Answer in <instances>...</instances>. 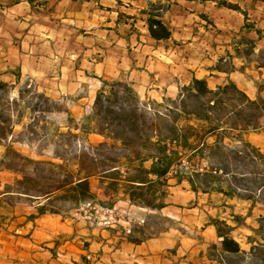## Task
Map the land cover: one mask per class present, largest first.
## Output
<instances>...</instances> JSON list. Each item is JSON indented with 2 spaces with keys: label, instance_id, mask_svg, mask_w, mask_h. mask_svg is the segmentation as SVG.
I'll return each instance as SVG.
<instances>
[{
  "label": "rangeland",
  "instance_id": "rangeland-1",
  "mask_svg": "<svg viewBox=\"0 0 264 264\" xmlns=\"http://www.w3.org/2000/svg\"><path fill=\"white\" fill-rule=\"evenodd\" d=\"M69 1L37 0L41 15H35L30 6L19 4L20 0H0V83L15 86L8 91L10 105L17 101V92L23 88L37 89L53 102L50 114L45 116L41 112L46 106L34 103L24 113L20 125H16L17 107H7L15 129L13 136L6 140L0 137V201L7 206L0 207V215L12 214L13 199L17 200L14 210L24 214L36 212L40 202L50 199L42 209L46 216L38 225L41 232L34 235L33 240L42 247L55 250V260L69 264H75L74 253L69 248L80 241L74 238L77 233H87L90 228L102 233L114 226H127V216L130 225L144 226L141 222L148 219L155 236L145 240L148 255L144 258L165 254L181 241L174 263L181 264L180 258L191 246L187 238L204 226L205 214L219 216L222 220L228 218L224 213L208 208L217 204L218 199L213 197L209 202L204 196H195L184 183L170 193L176 204L157 215L138 206L130 208L124 199L114 202L104 191L102 181L94 185V198L98 201L91 195L82 194L85 204L75 210L77 194L81 191L71 185L90 175H101L116 158L122 161L128 154V151H119L120 146L110 139L85 134L84 129L89 124L86 119L95 113L98 99L114 109L136 107L148 116V120L158 113L166 114L160 105L165 100L169 105L176 100L178 85L187 86L195 73L207 78L206 68L218 61L225 45L246 19L256 27L264 28V0L244 5L246 18L240 13L220 12L212 6L197 9V6L187 5L189 10L186 12L194 14L192 20L196 21L180 31L174 30L177 41L161 44L148 37L139 15L146 3L155 0H142L131 9L117 10L115 4L107 0L81 5L70 2L65 13ZM117 11L135 20L120 18ZM201 16L208 19L205 21ZM169 20L167 23L170 24ZM114 24L115 27L110 28ZM257 48L248 70L253 77L249 83L262 88L264 70L258 72V66L264 64V59ZM22 55L25 64L19 66L17 62ZM74 67L78 72H74ZM62 72L67 79L57 80V74L62 75ZM84 72L87 76L82 74ZM87 77L89 82L83 83ZM116 82L121 85H115ZM215 82L211 80L209 85L214 87ZM110 87L115 88L116 98L111 96ZM157 91H162L165 96L160 103L152 99ZM103 121V118H97L92 125L98 126ZM183 164L188 165V161L185 159ZM258 168L254 172L258 173L260 181H264L263 167ZM88 188L93 189L92 186ZM89 203L111 209L117 217L116 223L86 219L91 215ZM235 212L246 214L245 206L239 204ZM255 214L264 215L261 211ZM248 224L253 225L251 221ZM204 232L208 242H216L213 229ZM247 234L241 229L234 234L246 249ZM145 261L146 264H158L154 260Z\"/></svg>",
  "mask_w": 264,
  "mask_h": 264
},
{
  "label": "trees",
  "instance_id": "trees-1",
  "mask_svg": "<svg viewBox=\"0 0 264 264\" xmlns=\"http://www.w3.org/2000/svg\"><path fill=\"white\" fill-rule=\"evenodd\" d=\"M94 1L71 0L72 4L80 5ZM110 1L115 4L117 10L123 7L131 9L142 0ZM185 1L189 6H212L216 9L240 11L238 5H233L227 0ZM22 3L30 6L33 14L41 15L37 0H20L19 4ZM97 5L105 9L101 4ZM175 7L178 5L171 0H155L146 3V7L139 12L148 37L156 44L173 41L172 29L167 19L171 17ZM118 15L120 18L135 20L129 15H125L126 17L120 13ZM201 17H204L205 21L208 19L205 16ZM118 22L120 23V19ZM262 35L264 31L246 19L243 27L225 45L228 59H221L214 70L230 75L233 69L231 61L234 57L252 59L256 55L258 50L256 44ZM115 85L121 84L116 82ZM14 88L15 86L0 83V137L4 140L13 136L15 129L7 107L11 105L17 107L16 125H20L24 113L31 109L34 103L46 106V110L41 112L44 116L50 114L53 106V102L45 94L33 88L21 89L17 92V101L10 105L8 91L11 92ZM178 89L179 95L176 100L171 101L170 105L165 100L160 105L166 114L158 113V116L149 120L148 116L136 107L114 109L112 106L104 105L101 99L97 100L95 113L86 119L89 124L85 127L84 133L98 134L114 141L120 146L119 151H128L122 161L121 158H116L101 175L114 180L109 188L112 191H119L118 170H128V184L122 183L121 190L131 204L140 208L162 211L168 207L167 189L162 187L152 189L148 183L157 181L159 186H165L167 181L165 182L164 178L172 172L177 187L186 183L196 196L203 194L207 195L209 200H212L213 196L218 199L217 204H211L209 207L224 213L228 218L222 220L219 216L205 214L204 226L187 238L192 242L191 248L184 252L179 263L264 264V215L255 214L256 211L264 213V181H260V176L254 172L259 170V166L264 170V154L246 139L248 134L264 132V96L249 98L230 76L226 77L221 86L212 90L206 80L192 75L189 84L178 85ZM110 91L113 92L111 96L116 98L115 88L110 87ZM97 118H103L105 121L98 126L92 125ZM210 137H216L215 143H208L207 138ZM226 140L233 143L231 148L225 146ZM212 155L216 157V170H202V162L211 160ZM185 159L188 165L183 164ZM173 167L175 170H172ZM76 186L77 190L81 189V193L85 192L82 186L78 184ZM239 204L245 206L246 214L235 212ZM0 207L7 206L0 201ZM248 221L253 225H249ZM9 223L11 215L1 214L0 233ZM208 228L215 230L216 242H208L204 237L203 233ZM128 229L131 233L128 241L134 245H141L143 243L141 237L147 238V232L154 233L149 225L128 224ZM239 229L248 233L245 236L247 249L234 236ZM133 234L137 238L134 239ZM181 246L182 242L179 241L173 250H169V254L166 252L173 263H176Z\"/></svg>",
  "mask_w": 264,
  "mask_h": 264
},
{
  "label": "crops",
  "instance_id": "crops-1",
  "mask_svg": "<svg viewBox=\"0 0 264 264\" xmlns=\"http://www.w3.org/2000/svg\"><path fill=\"white\" fill-rule=\"evenodd\" d=\"M110 1V0H107ZM173 3H176L178 7H175L171 17H170V25L172 27L173 31V40L177 41V38L175 37L174 30L180 31L182 30L181 28H185V25H191L193 24L196 20H192L195 18L194 14H190L186 12L187 8V3L185 0H171ZM229 3L234 4V5H239L240 11H231L227 9H216L221 11H230L233 13H240L242 16L245 15L247 12L244 10L243 6L253 2L254 0H227ZM70 2H67V6L65 8V13L68 11V8L70 7ZM88 4V3H85ZM189 6V5H188ZM204 8L203 6H197V9ZM28 11L29 8L26 7ZM189 10V9H188ZM79 16V13H77ZM72 17V15H71ZM197 19V18H196ZM244 24L240 27V29L243 27ZM115 24L113 27L114 28ZM261 30L264 31V28H260ZM145 33V32H144ZM258 40V39H257ZM257 47H259V51L263 53L264 50V35H262L261 40L256 44ZM224 52H222V56L218 58V61L215 62V64H210L206 68L207 71V78L203 76H199L198 73H195V76L199 79H204L206 80L207 84L209 85L210 81H216L214 84V87H210V89L215 90L217 87L221 86L224 82L227 76H230V78L233 79V81L238 85L240 89L245 91L246 95L251 98L255 99L259 96H263L264 92L261 88V86L253 87L251 83H249V79L253 78L251 74H248L249 68L252 66V59L246 58V57H234L231 61L233 69L230 73V75L215 71V67L217 66L218 62L221 59H225L226 57V47H224ZM257 53V52H256ZM30 60L33 59V57L29 58ZM28 59V60H29ZM228 59V58H227ZM254 59V58H253ZM208 61V60H207ZM225 61V60H224ZM19 66L25 64V59H23V55L19 58L17 62ZM75 71L76 68L74 67ZM63 70V69H62ZM264 70V64L258 66V72H261ZM38 73V72H37ZM84 76H87L84 73ZM254 74V73H253ZM60 79H67L64 77V74L62 72V75L60 73L57 74V80ZM92 79V78H91ZM75 80V79H74ZM90 80L89 77L86 78V80L83 83H88ZM96 81V80H94ZM174 89V88H173ZM174 91V90H173ZM177 95H179V89L175 91ZM162 94L161 96H159ZM151 95V94H150ZM165 98L164 94L162 91H157L155 92V97H152L157 103H160L162 99ZM154 102V104H156ZM208 143H215L216 137H210L207 138ZM247 141L254 147H256L262 154H264V132L262 133H252L248 134L246 136ZM225 146L227 148H231L233 146V143L230 141L226 140L225 141ZM211 160H205L202 162V170H216L215 167L217 165V162L215 160L216 157H211ZM172 170H175L173 167ZM117 170H109V172H115ZM120 174L118 175V182L120 184V189L119 191H112L109 186L114 183V180L102 177V175H97L94 177H89L86 179H82L79 182L71 185L72 187H77L76 185H80L85 189V192L81 194H77L78 197L76 198L75 201V210H80L83 204H85V199H82L81 195L82 194H88L93 197L94 200L98 201L94 196L96 195L95 191V186L98 183H101L104 181V186H105V192L106 194L109 195L110 199H113L114 202H116L119 198L124 199L126 203H129L130 208H133L135 205L131 204L127 197L122 193V183L123 184H128L127 183V172L128 170H118ZM173 172L170 173L165 179V182L167 181V185H162L159 186L155 182L148 183V186L150 188H160L162 187L163 189H167V198H166V203L168 207L162 211H158L156 209H151V208H143L141 207L142 210L144 211H149L150 213H155L157 215H160V213L164 212L167 210L171 205H175V198L173 196H170V193L173 194L174 189L176 188V184L172 178ZM163 179V180H164ZM93 189L89 190L88 187H91ZM81 190V189H80ZM194 194V193H193ZM195 195V194H194ZM158 196V194L156 195ZM196 196V195H195ZM198 196H204L209 200V197L207 195L199 194ZM171 197V201H168V199ZM214 197V196H213ZM50 199L40 202L36 208L38 209L36 212L34 211L33 213L29 214H24V213H17L14 208L16 206V199H13V202L11 203V208L13 209L12 214H11V227L7 228H2L1 233H0V264H69L67 262L65 263H60L58 260H55L53 255L56 254L55 250H51L50 248L42 247L38 245L33 239L34 235L38 234L41 232V229L38 227L39 222L41 219H43L46 215L44 212L43 207L49 201ZM173 200V201H172ZM126 205V204H125ZM211 206V205H209ZM208 206L209 209L218 211L217 209H212ZM212 215V214H210ZM33 216V218H31ZM213 216V215H212ZM216 217V216H215ZM125 222H128L129 224V216H127ZM131 223V222H130ZM143 225H149V220L146 219L145 222H141ZM170 225V224H169ZM133 226H139L136 223H133ZM208 229H213V228H208ZM207 230V229H206ZM214 230V229H213ZM215 231V230H214ZM204 237L205 232L203 233ZM133 238H137L135 234H133ZM147 238L141 237V242H143L141 245H134L129 243V237H131L130 230L128 229L127 226H122V227H117L114 226L112 228H108L106 231H103L102 233H97L95 232L94 229H88L87 233H77L74 238H79V242L76 246H72L69 248L70 251H72L74 254L72 255L73 261L75 264H146L147 261L145 260H154L158 264H169L170 262L174 264L172 261L169 259V250H167L168 254H157V256H151L150 258H144L148 254V250L145 247V240L149 238H153L155 236L154 233H148L147 232ZM145 238V239H144ZM189 240V239H188ZM190 241V240H189ZM192 244V242L190 241ZM191 248V246H190ZM145 251V252H144Z\"/></svg>",
  "mask_w": 264,
  "mask_h": 264
},
{
  "label": "built area",
  "instance_id": "built-area-1",
  "mask_svg": "<svg viewBox=\"0 0 264 264\" xmlns=\"http://www.w3.org/2000/svg\"><path fill=\"white\" fill-rule=\"evenodd\" d=\"M87 206L91 210V215L86 216V219H93L96 222L104 221L106 224L116 223L117 217L112 213L111 209H105L92 203Z\"/></svg>",
  "mask_w": 264,
  "mask_h": 264
}]
</instances>
